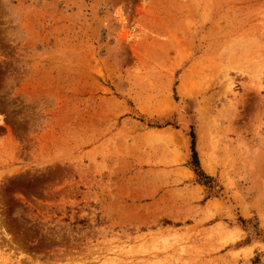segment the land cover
<instances>
[{
  "label": "rangeland",
  "instance_id": "obj_1",
  "mask_svg": "<svg viewBox=\"0 0 264 264\" xmlns=\"http://www.w3.org/2000/svg\"><path fill=\"white\" fill-rule=\"evenodd\" d=\"M0 264H264V0H0Z\"/></svg>",
  "mask_w": 264,
  "mask_h": 264
},
{
  "label": "trees",
  "instance_id": "obj_2",
  "mask_svg": "<svg viewBox=\"0 0 264 264\" xmlns=\"http://www.w3.org/2000/svg\"><path fill=\"white\" fill-rule=\"evenodd\" d=\"M192 136H193L192 151H193V157H194L195 166H196L195 172H196L197 175L204 176V173L200 169V164H199V160H198V153H197V150H196L195 136H194V134Z\"/></svg>",
  "mask_w": 264,
  "mask_h": 264
}]
</instances>
